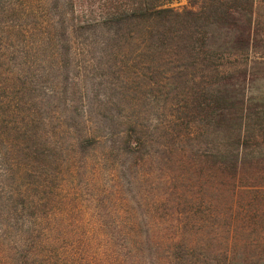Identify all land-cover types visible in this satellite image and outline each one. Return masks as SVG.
Instances as JSON below:
<instances>
[{
    "label": "trees",
    "instance_id": "1",
    "mask_svg": "<svg viewBox=\"0 0 264 264\" xmlns=\"http://www.w3.org/2000/svg\"><path fill=\"white\" fill-rule=\"evenodd\" d=\"M174 1L0 0V134L10 106L43 99L35 90L55 71L62 77L47 90L83 99L65 72L71 55L95 48L119 74H165L182 102L156 123L130 106L58 111L74 121L76 146H100L99 161L116 165L112 186L135 187L148 162L164 170L154 200L104 202L128 250L121 264H156V251L136 250L162 244L165 264H264V0ZM85 31L95 42L78 46ZM160 127L165 140H153ZM32 138L28 153L51 151L49 139ZM3 225L0 264H51L42 238L15 248Z\"/></svg>",
    "mask_w": 264,
    "mask_h": 264
},
{
    "label": "rangeland",
    "instance_id": "2",
    "mask_svg": "<svg viewBox=\"0 0 264 264\" xmlns=\"http://www.w3.org/2000/svg\"><path fill=\"white\" fill-rule=\"evenodd\" d=\"M185 1L175 0L173 4L182 5ZM87 35L85 31L74 41L78 46L93 44L94 38ZM91 51L71 55L65 63L68 82H76L72 88L77 94L83 92V99L64 103V97L58 93L62 88L49 92L48 86L62 77L55 71V78L53 75L43 78L47 87L42 85L35 90L43 99L37 103H19L25 107L22 109L10 106L7 125L0 134V227L4 223L11 225L6 234L9 239L3 243L17 248L28 240L32 247L34 240L42 238L37 249L43 253L50 251L51 264H117L118 261L121 264L128 250L125 247L120 250L117 245L120 236L104 202L123 198L137 199L141 204L150 202L161 191L156 182H162L164 175L160 163L148 162L141 170L143 178L135 187L112 186L116 165L112 161H99L100 146H76L74 121L60 117L58 111L64 106L74 109L69 106L73 104L116 107L117 112L123 113L130 106L144 110L138 119L156 123V115L165 118V109L182 102L178 100L182 91L169 85L165 74H150L144 69L135 75L128 71L119 74L115 67L110 69L114 66L111 57L99 58L97 54L91 55ZM68 82L64 81L66 89L71 87ZM32 136L49 139L51 151L44 156L28 153L35 146ZM152 139L165 140L162 127L153 133ZM149 251L160 255L156 264H165L164 244L136 250L143 258Z\"/></svg>",
    "mask_w": 264,
    "mask_h": 264
}]
</instances>
